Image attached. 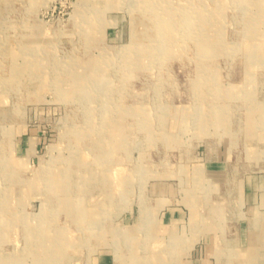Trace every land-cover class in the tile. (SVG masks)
<instances>
[{
  "label": "rangeland",
  "instance_id": "obj_1",
  "mask_svg": "<svg viewBox=\"0 0 264 264\" xmlns=\"http://www.w3.org/2000/svg\"><path fill=\"white\" fill-rule=\"evenodd\" d=\"M263 175L264 0H0V264L47 230L66 264H199Z\"/></svg>",
  "mask_w": 264,
  "mask_h": 264
},
{
  "label": "crops",
  "instance_id": "obj_2",
  "mask_svg": "<svg viewBox=\"0 0 264 264\" xmlns=\"http://www.w3.org/2000/svg\"><path fill=\"white\" fill-rule=\"evenodd\" d=\"M241 183L240 198L247 208V222L233 221L231 225L227 224L223 227V230L232 229L233 237L229 236L230 233H226L225 236L224 232L214 236L208 231V227H205L206 231L200 234L199 238L201 244L199 254L196 253L199 256V264H259L258 258L261 251H263L261 263L264 264V178L260 181L257 177L249 176L246 181L243 180ZM175 215L176 212L170 210L165 218V221L168 222L165 227L168 232L171 231L169 233L171 236L178 227L177 222H175ZM163 228L164 226H162ZM251 230L255 231V235L251 236ZM232 245L235 249L232 248L233 250L230 251L228 246L232 247ZM173 246L175 249L176 244ZM193 247V241H185L184 252L176 254L174 251H170L169 246L167 256L165 253L162 255L159 253L157 260H175L178 258L191 262V257L195 258L191 254Z\"/></svg>",
  "mask_w": 264,
  "mask_h": 264
},
{
  "label": "bare ground",
  "instance_id": "obj_3",
  "mask_svg": "<svg viewBox=\"0 0 264 264\" xmlns=\"http://www.w3.org/2000/svg\"><path fill=\"white\" fill-rule=\"evenodd\" d=\"M258 45H260V44L258 43ZM248 47H249V45H248ZM251 56L254 57V58H256V57L258 58V56L255 53H253ZM105 178L108 180V178L106 176H105ZM112 179H114V177ZM112 182H113V180H112ZM68 188H70V187L68 186ZM69 201L70 200H68L67 202H69ZM98 206H100V203H99ZM69 207H71V206H69ZM79 209H81V208H79ZM83 211H87V210H83ZM99 214H100V211H97V209H95L93 211H90L89 214H88V220L87 221L88 222H95V223L98 222L100 217H102V216H100L101 214L100 215ZM147 219H148L147 216L142 215V221L140 222L139 226H137V227H139V229H141V228L144 229V226H146V223H147ZM127 233H129V232L127 231ZM250 234H251V236L255 235V231L251 230ZM30 236L31 237H36V238H38V236L39 237L40 236L41 237H45V238H47L46 244H53L51 246H48V247L44 248L45 250H47L46 251V256L44 258L40 259L39 261H37L35 264H66V258H65V255H63V253L65 254V250H63V246H64L65 243H67V240L64 241V239H69L70 238V236L68 234H66L63 231H61V232L57 231L54 234V233L49 232V230H47L45 232V234H43V235L38 234V236H37V234L36 235L35 234L32 235V233H30ZM54 237H55V241L51 240ZM60 239H62V240H60ZM154 257H155V259H154ZM262 258H263V251L260 252V255H259V258H258L259 264H262L261 263V259ZM153 259L154 260H152V262H150V264H162L160 262H154L157 259V256H153ZM13 260L15 261V264H27V263L24 262L23 258H18L17 257V258H15ZM8 263H5V264H8Z\"/></svg>",
  "mask_w": 264,
  "mask_h": 264
}]
</instances>
